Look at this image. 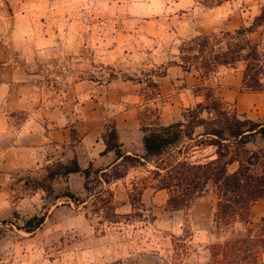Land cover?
<instances>
[{
    "label": "rangeland",
    "instance_id": "obj_1",
    "mask_svg": "<svg viewBox=\"0 0 264 264\" xmlns=\"http://www.w3.org/2000/svg\"><path fill=\"white\" fill-rule=\"evenodd\" d=\"M263 5L264 0H0V85L11 81L9 91H0V126L6 128L0 135V220L11 219L14 211L21 218L47 212L33 233L7 229L0 238V264H214L213 243L247 226L259 231L264 216L253 210L251 224L217 226L221 241L192 238V203L171 210L166 190L149 187L141 195L145 183H154L152 165L129 167L125 177L110 183L93 176L90 192L79 173L58 177L56 194L72 192L76 199L21 192L17 179L77 157L85 139L89 145L101 140L103 147L109 124L116 125L125 152L143 154L140 117L147 106L158 107L168 125L203 100L198 72L176 64L182 43L202 32L248 27ZM251 37L264 47L263 27ZM243 78L244 65L238 63L222 67L204 84L240 115L261 119L264 89H245ZM31 127L45 129L51 140L36 165L17 166L6 151L26 144L28 134H18ZM93 153L106 154L84 152L83 168ZM114 160L113 152L94 167H109Z\"/></svg>",
    "mask_w": 264,
    "mask_h": 264
},
{
    "label": "trees",
    "instance_id": "obj_2",
    "mask_svg": "<svg viewBox=\"0 0 264 264\" xmlns=\"http://www.w3.org/2000/svg\"><path fill=\"white\" fill-rule=\"evenodd\" d=\"M260 27L264 32V5L248 27L217 33L202 32L182 43L180 60L176 64L185 71L194 69L198 72L201 83L197 84V91L203 100L195 107L187 108L182 120L168 125L161 122L158 107L147 106L148 113L140 117L143 154L125 152L116 125L109 124L102 136L105 143L103 153H115V160L109 167L95 168L90 163L83 168L77 157L66 161L58 159L44 165L35 176L17 179L21 192L40 190L47 198L57 200L68 196L76 199L72 192L56 194L54 181L58 177L68 178L72 173H80L85 178L86 190L90 192L94 189L89 185L93 176L97 182L110 183L113 179L125 177L129 167L152 165L149 173L154 183H145L141 195L149 187L166 190L168 208L178 210L189 207L197 196L212 192L217 198L218 227H229L236 222L251 224L253 206L264 198V115L258 120L240 115L204 83L222 67L242 63L244 88L251 92L262 91L264 47L251 37ZM150 82L158 89V83L152 79ZM158 90L156 94L159 95ZM149 99L146 104L152 101ZM259 141L262 146L250 147ZM205 149H213V152L204 157L196 156L197 151ZM46 217L47 212L21 218L14 211L11 219L0 220V238L8 228L33 233L44 225ZM211 251L214 264H257L264 255V218L259 231L247 226L243 233L213 243Z\"/></svg>",
    "mask_w": 264,
    "mask_h": 264
},
{
    "label": "crops",
    "instance_id": "obj_3",
    "mask_svg": "<svg viewBox=\"0 0 264 264\" xmlns=\"http://www.w3.org/2000/svg\"><path fill=\"white\" fill-rule=\"evenodd\" d=\"M6 81L3 82V85H0V91L2 92L10 90L9 86L11 84V81ZM32 121H34V119H32L31 122ZM26 125L24 127H26ZM3 129L6 130V128ZM3 129L2 126H0V135L5 134L4 131H2ZM26 134H28V136H26L28 142H26V144L24 145L9 147L6 151V154H13L15 156L17 166L32 167L33 165H36L38 163V157L41 155L43 150H45L51 139L46 130H42L41 127H31V129H28L25 133H19L18 136H25ZM95 144L96 145H89V142H87L86 139L79 144V154L77 155V157L81 166H83L82 163L85 162L81 160V158H85L84 156H82L84 152L98 150V153L100 154L104 151L105 145L102 147L101 140H95ZM112 153L113 151L107 152L105 155H97L93 153L92 157H90L89 160L86 161V164L92 163L93 165H95L97 164L99 157L110 156ZM74 174L78 173H72L70 174V176ZM162 191L163 190H156V193ZM216 202V197L211 193H203L193 200L191 206L188 208V211L191 212L195 217V226L193 227L194 234L192 238L198 236L203 237V239L207 242L222 240L223 236L217 231L218 227L216 221ZM253 210L255 211L256 215L260 216V218L264 216V198L255 203V205L253 206ZM215 230L217 231V233L215 232ZM257 264H264V260Z\"/></svg>",
    "mask_w": 264,
    "mask_h": 264
}]
</instances>
